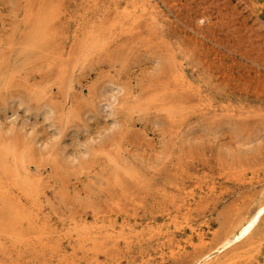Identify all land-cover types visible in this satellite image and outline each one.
I'll use <instances>...</instances> for the list:
<instances>
[{"label": "rangeland", "instance_id": "1", "mask_svg": "<svg viewBox=\"0 0 264 264\" xmlns=\"http://www.w3.org/2000/svg\"><path fill=\"white\" fill-rule=\"evenodd\" d=\"M262 197L264 0H0V264H198L175 226L211 247ZM256 232L216 264H264Z\"/></svg>", "mask_w": 264, "mask_h": 264}, {"label": "bare ground", "instance_id": "2", "mask_svg": "<svg viewBox=\"0 0 264 264\" xmlns=\"http://www.w3.org/2000/svg\"><path fill=\"white\" fill-rule=\"evenodd\" d=\"M41 8H42V10H41ZM39 9L41 11V12L38 11L40 13V15H38V18L36 17L37 20H36L35 24L33 25L34 26L33 30L28 35V37L26 38L27 39L26 40L27 41L26 42V45H27L26 57H28V58H31L34 56L35 50L42 48L41 46L44 45L45 41L50 37L51 34H53L52 32L54 31L53 30V18H52L53 13H51L52 11H50V9H52V8H50L48 10L47 7L43 9V7L41 6ZM153 14L149 11L144 12L143 14H141L140 16H138L136 18L134 17V23L138 18H145V22L150 23V22L154 21V15L155 14L154 15ZM157 15L159 16V14H157ZM156 21H157V19H156ZM150 24H153V23H150ZM157 24H158V21H157ZM133 30H136V29L130 30L129 34H131ZM40 51H41V49H40ZM182 80H183L182 76L176 77L177 82H182ZM8 152H9V150H8ZM9 153H11V152H9ZM209 191L212 192L213 189H209ZM186 203H187V201H186ZM6 204H7L6 210L8 211L7 212L8 215L5 218V221L3 219H0V232L2 230L6 229L10 234H13L16 237H19V236H21V234H20L21 227L23 226V223L29 219V217L24 215L14 205H11L9 203H6ZM263 216H264V198L262 197L257 202L255 208L251 212H248V214L242 220L238 219V221L239 220L240 221L239 222L236 221V224H237V222H238V224L235 227H234V225H233V227L231 225V227H232L231 230L229 232L227 231V234L224 237H222L220 242H218L217 244H214L211 247H207V239L204 236V234H202L200 232V230L194 229V227L191 225V221L187 220L184 223H181L180 225H176L175 228L177 230H180V231L188 228L191 232V235L197 237L198 242H197V244L191 243L190 240H187L184 243L178 242V243H176V245H174L172 247V250L170 251V255L172 257L176 256L177 254L180 255L184 251L187 250V245H191L194 250L205 249V253L201 257V259L198 261V264H216L217 261L219 260V258L221 257V255H223V253L225 251H227L229 248L232 249V246L239 244L241 242H245V241L248 242L249 245H252L255 243V242L254 243H252V242L254 241L255 236L257 234L256 228L259 225V223L261 222V219L263 218ZM159 232H160V230L157 229L156 231H153L152 235H155L156 233L159 234ZM97 233L92 234L94 236L89 238L90 241H94L96 239ZM38 238H39L40 242H45L46 240H48V236L45 237V234L38 237ZM75 249H76V247H75ZM239 257L240 256H234V257L228 259L225 262V264H231V263L235 262L236 260L239 261ZM241 261H243L242 258H241Z\"/></svg>", "mask_w": 264, "mask_h": 264}]
</instances>
